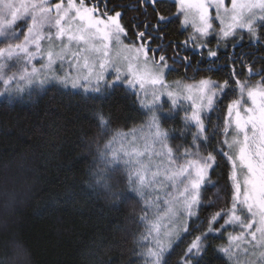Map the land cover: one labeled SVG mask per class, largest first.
<instances>
[{
    "label": "snow or ice",
    "instance_id": "6c2138e0",
    "mask_svg": "<svg viewBox=\"0 0 264 264\" xmlns=\"http://www.w3.org/2000/svg\"><path fill=\"white\" fill-rule=\"evenodd\" d=\"M53 89L100 105L87 187L140 204L127 264H264V0H0V111Z\"/></svg>",
    "mask_w": 264,
    "mask_h": 264
},
{
    "label": "trees",
    "instance_id": "16d2710c",
    "mask_svg": "<svg viewBox=\"0 0 264 264\" xmlns=\"http://www.w3.org/2000/svg\"><path fill=\"white\" fill-rule=\"evenodd\" d=\"M121 3L135 5L136 0ZM137 15L129 11L125 22ZM183 39L170 25L163 43ZM176 78L175 73L169 76ZM130 95H114L104 106L116 117L114 128L132 127L129 117L136 123L141 119ZM99 107L79 94L53 89L0 111V264H14L17 245L27 251L29 264H127L131 237L127 246L117 242L136 231L132 217L140 204L130 200L115 211L108 194L87 187L95 162L93 112ZM116 179L114 187L124 190ZM213 179L223 186L219 170ZM222 205L221 200L216 208Z\"/></svg>",
    "mask_w": 264,
    "mask_h": 264
},
{
    "label": "rangeland",
    "instance_id": "374dc122",
    "mask_svg": "<svg viewBox=\"0 0 264 264\" xmlns=\"http://www.w3.org/2000/svg\"><path fill=\"white\" fill-rule=\"evenodd\" d=\"M169 78V77H168Z\"/></svg>",
    "mask_w": 264,
    "mask_h": 264
}]
</instances>
